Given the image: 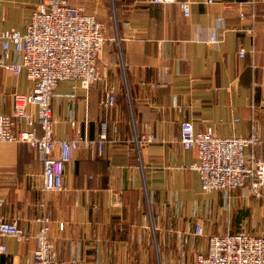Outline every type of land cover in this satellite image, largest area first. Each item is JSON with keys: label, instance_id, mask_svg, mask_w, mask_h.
Here are the masks:
<instances>
[{"label": "crops", "instance_id": "1", "mask_svg": "<svg viewBox=\"0 0 264 264\" xmlns=\"http://www.w3.org/2000/svg\"><path fill=\"white\" fill-rule=\"evenodd\" d=\"M40 1L0 0V30L24 32ZM250 1L192 0L187 17L177 2H117L116 35L99 54L98 80L83 88L64 79L52 94L53 137L86 141L65 166L64 189H44L41 154L0 142V216L23 234L0 237V264H32L43 215L63 264H196L211 234L264 235V203L249 183L204 192L189 167L196 151L179 141L182 120L195 132L264 138V0H253L254 19ZM69 4L102 22L93 4ZM20 61V52L12 48L6 59L0 48V114L12 112L13 93L31 86L24 70L13 77L1 67ZM111 86L115 103L103 107ZM146 133L153 141L137 144ZM195 224L203 235L194 234Z\"/></svg>", "mask_w": 264, "mask_h": 264}, {"label": "built area", "instance_id": "2", "mask_svg": "<svg viewBox=\"0 0 264 264\" xmlns=\"http://www.w3.org/2000/svg\"><path fill=\"white\" fill-rule=\"evenodd\" d=\"M213 0H208L211 2ZM153 3H178L185 17L190 15L192 0H150ZM254 1H250L249 16L255 18ZM229 7L228 4H225ZM240 18L246 13L241 10ZM221 18L219 19L220 22ZM222 22H220V25ZM253 37V29L247 28ZM105 26L83 7H73L69 0H41L31 12L25 31L0 30V48L4 58L10 49L21 53L18 63H3L2 69L13 77L24 70L31 86L26 93L12 94V112L0 114V142L24 143L43 156V187L58 192L64 189V170L72 154L83 141L79 136L56 140L52 131V94L58 82L72 79L83 88L99 78L97 60L105 43ZM240 49L238 56L244 57ZM115 90L108 87L103 107L113 106ZM25 127L20 126V122ZM38 126L40 134L36 132ZM104 132L98 136L101 149ZM151 133L136 136V143L153 141ZM179 141L185 149L196 151L197 161L189 167L200 178L204 192L232 190L249 183L257 199L264 200V138L256 133L247 136L219 137L212 127L195 132L188 120L179 124ZM83 142H86L85 140ZM57 152L54 154V148ZM251 147L252 152L246 148ZM40 226L35 233L36 246L32 264H63L55 258L54 244L49 237L50 217L38 218ZM194 234L203 235L200 224ZM23 238L15 221L7 222L0 216V237ZM5 246L0 245V252ZM196 264H264V235L237 232L211 234L205 253L195 256Z\"/></svg>", "mask_w": 264, "mask_h": 264}, {"label": "rangeland", "instance_id": "3", "mask_svg": "<svg viewBox=\"0 0 264 264\" xmlns=\"http://www.w3.org/2000/svg\"><path fill=\"white\" fill-rule=\"evenodd\" d=\"M87 4H93L96 7V13L105 26V37H114L116 35V15L115 10L119 0H83ZM259 203L264 200L255 198Z\"/></svg>", "mask_w": 264, "mask_h": 264}]
</instances>
